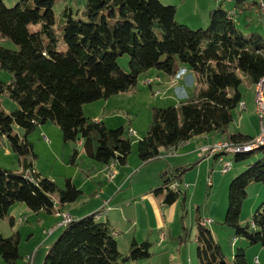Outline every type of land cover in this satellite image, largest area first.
Here are the masks:
<instances>
[{
  "label": "trees",
  "instance_id": "obj_1",
  "mask_svg": "<svg viewBox=\"0 0 264 264\" xmlns=\"http://www.w3.org/2000/svg\"><path fill=\"white\" fill-rule=\"evenodd\" d=\"M244 3L246 0H234L237 7ZM53 4L54 0H19L8 7L0 0V35L17 46H0V70L12 75L10 81H0V95L6 93L17 104L10 112L0 107V136L8 139L15 154L24 157L20 172L0 167L1 218L17 203L32 212L53 213L55 200L63 206L82 195L71 179H66L65 188H59L52 179L36 173L28 159L36 155L25 139L21 141L13 133V126L26 136L51 121L60 128L64 142L80 141L86 156L105 164L109 173L114 163L127 164L133 134L124 126L108 128L85 116V104L132 91L138 76L150 69L173 75L180 65H186L195 77V91L176 105L152 107L147 131L136 142L137 156L146 163L161 150H172L194 136L225 133L233 110L242 101L241 74L254 85L264 77V36L256 32L245 35L236 27L234 12L221 7L209 11L206 28L191 29L175 20L176 6L159 0H86L83 13L87 21L64 8L65 51H59ZM38 22L41 28L31 31L29 24ZM124 54L129 56L128 71L118 65ZM254 137L235 133L228 141L242 144ZM255 151L261 157L230 181L223 224L235 238L264 246V203L250 222L244 226L239 222L246 188L251 183L264 184V145L234 153L233 159H247ZM77 156L75 148L71 161ZM190 167L160 173L162 184L154 191L167 190L163 204H174L182 196L184 202L185 193L171 191L168 184L181 180ZM99 213L62 225L42 264H135L150 258L148 239L132 241L129 251L121 253L114 228L108 221H100ZM200 220L196 235L199 264H228L210 229ZM178 238L183 241L185 234ZM18 244V232L7 237L0 234V256L5 262L14 263L21 257ZM231 264H249L244 247L235 249Z\"/></svg>",
  "mask_w": 264,
  "mask_h": 264
},
{
  "label": "rangeland",
  "instance_id": "obj_2",
  "mask_svg": "<svg viewBox=\"0 0 264 264\" xmlns=\"http://www.w3.org/2000/svg\"><path fill=\"white\" fill-rule=\"evenodd\" d=\"M3 3L11 7L19 0H2ZM164 5L176 6L175 20L180 24H185L191 29L206 28L209 23V11L212 6V0H159ZM215 2V0H213ZM250 1L251 0H247ZM86 0H54L53 13L55 17V28L57 33V50L65 51L63 43L62 28L64 25V18L62 13L64 8H68L73 17L79 20L87 21V17L83 13ZM241 8L239 9V11ZM185 21V22H184ZM236 27L241 30L245 35L249 31H257L264 36V26L254 20L252 26L247 27L245 15L238 14L234 20ZM254 27V28H253ZM41 28V22L29 24L31 31H36ZM0 46L9 49H16L17 46L10 39L0 35ZM129 56L124 54L118 58V65L124 71H128ZM158 72L162 76L166 73L156 69H150L141 73L137 78V83L131 92L119 93L106 100H99L93 103L85 104L93 110L102 111L100 117H103L108 127L114 128L124 126L129 129L133 143L132 149L128 156L129 160H134L138 165V170H126L127 176L131 179L124 182L121 180V175L118 168H115V180H108L107 173L100 174V177L105 175V181L100 179L102 183L109 181L108 187L105 192L116 194L112 200V205L120 208V212L125 214L128 219H131L134 224L137 219L141 225L140 228L136 227V235L139 237L141 243L147 239L151 243V260L152 264H199L197 257V241L196 235L197 220L199 218H211L212 223L207 224L206 227L210 229L214 239L220 245L223 255L228 262L232 263V257L237 247H244L247 260L249 264H264V246L259 244L249 245L243 238H235L233 231L224 225L226 209L228 205V189L231 179L245 170L248 165L252 164L255 160L261 157L260 151L253 152L250 157L240 161H234V153L222 154L224 162H231V167L226 173H221V165L218 163L214 156H205L201 162L197 163L201 156L195 154L189 155L185 167H190L184 174L183 183L189 184V189L186 193V198L179 199L178 204L167 206L171 208L172 214L166 219L164 227L149 233V228L146 225H153L152 215L146 214L144 207L136 206L135 201L142 200L141 195L147 191L149 187H159L162 182L160 173L164 164L160 159L142 163L137 156L136 142L141 139L150 124L152 116V107H165L168 105H176L179 100L193 95L195 91L196 80L193 73L185 65L183 68H178L177 72L171 75L173 80L170 84L168 91V83L161 84L160 81L154 79L155 73ZM12 75L6 70H0V81L8 82ZM153 80L150 87L146 81ZM199 87V86H198ZM197 87V88H198ZM239 90L242 94V102L246 104V108L240 110L239 107L235 108L232 112L233 120L226 128L227 133H234L237 129L245 130L251 136L258 135L260 132L259 119L256 115L255 104V87L248 77L241 74V84ZM158 91V93H156ZM103 104L105 110H103ZM83 106V107H84ZM0 107L5 112L13 111L17 108V104L12 101L7 94L0 95ZM85 112V116L90 117ZM91 118V117H90ZM42 125H39L34 131L24 135L21 128L13 126V133L17 134L21 141H27L32 147L35 157H28L32 161L33 169L41 177H48L52 179L59 188H65L66 179H71L72 183L80 190L82 195L73 203L64 204L65 212L58 209L57 212L77 216L79 208L81 211H87L96 208V198H94V191L98 183L95 176L98 173L96 168H92L91 164L99 165L94 160L89 159L85 154L80 158L71 161L73 150L76 144L73 142H64L60 128L53 122L47 121V129L43 130ZM45 135L48 141L43 139ZM197 138L190 145H185L187 150L195 149V142ZM185 143V142H184ZM184 145V144H183ZM199 147L197 150H199ZM79 153L81 148H77ZM23 156L15 154L5 136H0V167L10 169L15 172H20V160ZM208 159V160H207ZM204 162V163H203ZM95 166V167H96ZM103 172V169L101 170ZM217 173L216 180L213 175ZM231 177V178H229ZM214 183L212 185V179ZM107 179V180H106ZM229 179V180H228ZM212 185V186H211ZM193 189L195 194L192 195ZM149 191V190H148ZM167 190L163 189L162 196L166 194ZM162 201V198H161ZM124 203L133 204L132 207H127ZM264 203V184L251 183L246 188V197L243 200L239 222L242 226L251 221L253 214ZM121 205V206H120ZM138 209V210H137ZM80 211V212H81ZM43 212V211H42ZM75 213V214H74ZM57 218V222L62 220L61 214L57 215L55 211L52 213ZM139 214V215H137ZM89 215V214H87ZM86 216V215H84ZM82 216V217H84ZM138 216V218H137ZM148 216L150 217L149 222ZM73 218V217H72ZM127 220V219H126ZM124 224V217L122 220ZM12 222V223H11ZM128 222V221H127ZM55 223V224H56ZM150 223V224H148ZM59 227V226H58ZM48 229L38 223L34 212L27 208L24 204H14L9 208L8 215L4 218L0 217V234L7 237L14 232L19 234V253L18 258L14 263H7L0 256V264H27L28 255H32V260L35 257L34 264H42L44 254L47 250L45 241V233L43 229ZM184 228V229H183ZM57 229V228H56ZM47 230V231H48ZM46 231V232H47ZM61 229L59 230L60 233ZM185 234L183 241H180L178 236ZM32 234V235H31ZM143 234L145 235L144 238ZM160 236V237H159ZM50 237V234L47 236ZM165 237V238H164ZM117 241V239H116ZM47 245V246H46ZM118 249L121 253L126 254L129 251L123 248L121 241H117ZM38 251V252H37ZM255 259L258 261L256 262ZM149 260V259H148ZM142 261L139 264L148 262Z\"/></svg>",
  "mask_w": 264,
  "mask_h": 264
},
{
  "label": "crops",
  "instance_id": "obj_3",
  "mask_svg": "<svg viewBox=\"0 0 264 264\" xmlns=\"http://www.w3.org/2000/svg\"><path fill=\"white\" fill-rule=\"evenodd\" d=\"M258 1L259 0H251L250 3H249V1L246 0V4L244 3L242 8L241 7H237L234 4V0H215V2L212 0L211 4H212L213 8L221 7L223 9H225L229 13L230 12H234L233 20H235V18H236V16H238V14H240V15L244 14L245 15V19H246L247 27H250V26L253 25L254 20H256L258 23H260L262 25V23L260 21L259 12L257 10L258 7L256 5ZM262 1H264V0H262ZM249 5H252V7L249 6ZM213 8H211V9H213ZM240 8H241V10L239 11ZM251 32L258 33L257 31H253V29H252V31H249V33H251ZM183 67L184 66H181V65L179 66V68H183ZM154 79L157 80V81H160L161 84H164V83L167 82L168 83L167 91H168V88H169L170 84L173 83L172 82L173 80L171 79V75H168V74H166V76H162L160 73L156 72ZM148 85L151 87L152 83L148 84ZM107 102H108V100H105V102H103V103H107ZM105 105L106 104H103V110H105ZM83 111H87L88 112L87 114H89L91 119H93L95 121H102L106 127L109 126V125H107V124H109V122L107 123V120L105 121V119H103V117H100V114H101L102 111H100L98 109L97 110H93L92 108H90L88 106H84L83 107ZM83 113H85V112H83ZM86 116H88V115H86ZM46 125H47V122L42 125V129L43 130L47 129L48 126H46ZM108 128H110V127H108ZM130 130H133V129H130ZM245 132H246L245 130L237 129L236 131H234V133H232V132L231 133L230 132L227 133L225 131V133H223V134L215 133V134L197 135V136L192 137L191 139H189L185 143H181L178 146L174 147L172 150H168V149L161 150L159 156L156 157L155 159H160L162 161V164H164V166L162 168L163 169L162 171L173 170L175 168L184 167V165L186 166V164H189V163H187L189 155L195 154L193 151L197 152L198 151L197 149L199 147L202 148V147H205V146H209L212 143H214V142H216L218 140H221V139L228 140L230 135L235 134V133H240L242 135H247L249 137H254V136H251V135H249V134H247ZM45 137L46 136L43 135V139L48 141L47 137H46V139H45ZM196 138L198 140H196V142H195V145H196L195 149L187 150L185 148L186 147L185 145H190L193 141H195ZM75 144H76V148H78V147L81 148V152L79 153V151H78V156L81 158L82 155L85 154V152H84V150L82 148V143L80 141H78ZM197 154H198V152L196 153V156H197ZM78 156H77V158H78ZM155 159H152L150 161H153ZM202 159L203 158H199L197 163L201 162ZM150 161H148V162H150ZM89 163H90L92 168H96L98 170V173L95 176V179L97 181L94 182V183H98L96 185L97 188L94 191V198H96V208H93V209H90V210H87V211H81V208H79L77 216L73 215L72 217L73 218H80V217H82L84 215L92 214L94 212H98L99 211L100 213H99V216L97 218L100 221H108L110 223V225L115 230V234H116L115 238L117 239V241L118 240L121 241L122 246L124 245L123 248L127 249L129 247V244H131L132 241H135V242L140 241L139 237L136 235V230H137L136 227L140 228L141 225H140L138 219H137V223L134 224L131 219H128L125 214L120 212V208L119 207H117L116 205H112V200H113V198H114V196L116 194L114 193L113 195H111V193L105 192V189L108 187V184H109V181H110L109 176H108V168H107V166L105 164H102V163H99V165H97V166H96V164H93V163L91 164V162H89ZM20 165H21V162H20ZM113 166H114V170H115V168H118L119 173L121 175V180L124 178V182L128 181L129 179H131L129 177V175L127 176L126 170L129 171L132 168L134 170V169H136L138 167L137 163H135L134 160H132V161L129 160V162H128V159H127V164L124 165V166H120V165L114 163L109 169L111 172H113ZM138 168L136 169V171L138 170ZM102 169H103V172L101 171ZM21 170H22V166H21ZM102 173L103 174L107 173V179L109 180L108 182L102 183L101 181H99L100 179H103L105 181V178H106L105 175L103 177H100V174H102ZM216 175H217V173H215L213 175L214 180H216ZM183 178H184V176L181 177V181L182 182H183ZM229 178H231V177H229ZM114 180H115V176L112 179V181H114ZM214 180L212 179V181H211L212 185L214 183ZM155 186H157V185H155ZM155 186L149 187V189H147V191L143 192V194L141 195V199L142 200L135 201V205L136 206H141L142 205L144 207V210L146 211V214L147 213L148 214L151 213V215H152V219H153V222H154L153 225H146L147 228H149V233H153L155 230H159L160 231L162 229V227H164L166 219L169 218L170 215L172 214L171 208H167V206H169V205H165L161 201V198H162L161 196H162L163 192L162 193H156L154 191L155 190ZM188 186H189V184H188ZM187 190L184 191V193H185L184 194V199L186 198ZM194 194H195V190L193 189L192 195H194ZM178 202H179V200L177 202H175L174 204H178ZM124 204L127 205V207H132V205H133L131 203H129V204L124 203ZM64 206H60L59 203L57 202V200H55V208H54L55 213L57 212L58 209H62L65 212L69 213V211L64 209ZM137 215H139V214H137ZM34 217H36V220H37L38 223H42V226H44L46 228H48V227L50 228L51 226H53L57 222V218L55 216H53L52 213H48L46 211L34 212ZM122 217H124V222H125L124 224H122L123 221H121ZM137 218H138V216H137ZM149 219H150V217L148 216L147 222H149ZM148 224H150V223H148ZM63 227L64 226H61L58 229H56L53 233L50 234V237H47L49 235V233L46 232L48 229L44 228L43 229V233H45V236H46L45 238L46 239L43 242L46 243V244L48 243L47 245H50L55 240V238L58 236L59 230L60 229L62 230ZM144 236L145 235L143 234V237H141V238H144ZM150 258H149V260L147 259L148 262H144L143 264H152L154 261L151 260L152 258L151 259ZM33 259H34L33 261L35 262V257ZM143 261H145V260H143ZM34 262H33V264H34ZM140 262H142V261H140ZM140 262L135 263V264H139Z\"/></svg>",
  "mask_w": 264,
  "mask_h": 264
},
{
  "label": "built area",
  "instance_id": "obj_4",
  "mask_svg": "<svg viewBox=\"0 0 264 264\" xmlns=\"http://www.w3.org/2000/svg\"><path fill=\"white\" fill-rule=\"evenodd\" d=\"M147 82H153V80L150 79L146 81V83ZM254 101L256 104V115L258 116V119H259L260 132L258 135H256L251 140L250 144H252L253 142H257L258 140L264 139V80L262 81L260 87L257 90L256 99H254ZM229 151H239V147H230L228 146V143L226 142V140L221 139V140H218L212 143L209 146L200 148L198 150V156H201V157H205L207 155L215 156V160L217 159L218 163L222 166L221 173H226L231 167V162H224L223 159H219V152L228 153ZM114 176H115V171H114V166H113V172H112V175L109 177V179L112 180ZM188 188H189L188 184L183 183L181 180H172L168 184V189H170L173 192H180V191L184 192ZM59 214H61L62 220L49 228V230L47 231L49 234L53 233L56 230V228L58 229L59 227L64 225V223L67 222L68 220L73 219L72 216L69 214L57 212V215ZM212 222L213 220L211 218H204L200 220V224H204L205 226ZM26 261H28L27 264H33L32 256L28 255Z\"/></svg>",
  "mask_w": 264,
  "mask_h": 264
},
{
  "label": "bare ground",
  "instance_id": "obj_5",
  "mask_svg": "<svg viewBox=\"0 0 264 264\" xmlns=\"http://www.w3.org/2000/svg\"><path fill=\"white\" fill-rule=\"evenodd\" d=\"M258 4V12H259V16H260V21L262 23V25L264 26V1L262 0H259L257 2ZM231 14V13H230ZM264 80V77L260 78L254 85L255 87V99H256V95H257V90L258 88L260 87L262 81ZM148 81V80H147ZM152 82H147V84H151ZM158 93V92H156ZM238 107L241 109L245 108L246 105L244 102L240 101ZM46 139V137H45ZM226 142L228 143V146L230 147H239V151H229L228 153H238V152H249L251 151L252 149H255L257 147H260L262 145H264V139H261V140H258L257 142H253L252 144H250L251 140L249 142H246V143H233V142H230L228 140H226ZM227 152H219V159H223L221 157L222 154H226ZM28 174V173H27ZM112 175L111 172L108 173V176L110 177ZM70 220H68L67 222H65L64 224L68 223ZM204 225V224H202Z\"/></svg>",
  "mask_w": 264,
  "mask_h": 264
}]
</instances>
